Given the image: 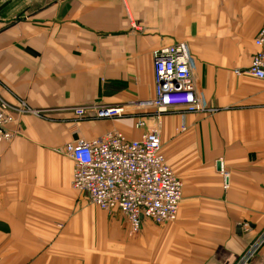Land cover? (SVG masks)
<instances>
[{"label":"crops","instance_id":"crops-1","mask_svg":"<svg viewBox=\"0 0 264 264\" xmlns=\"http://www.w3.org/2000/svg\"><path fill=\"white\" fill-rule=\"evenodd\" d=\"M6 3L0 97L19 111L14 138L0 142V264H264V247L242 262L264 232V80L246 72L264 0ZM178 42L220 110L161 116L163 153L183 182L179 214L135 230L72 186L65 145L113 130L140 137L130 102L154 97L153 51ZM117 104L125 116L97 117Z\"/></svg>","mask_w":264,"mask_h":264},{"label":"built area","instance_id":"built-area-1","mask_svg":"<svg viewBox=\"0 0 264 264\" xmlns=\"http://www.w3.org/2000/svg\"><path fill=\"white\" fill-rule=\"evenodd\" d=\"M6 1L9 0L0 3ZM254 41L257 49L246 72L264 80V21ZM153 57L155 96L144 103H149L158 113L177 110L185 115L204 110L187 44L161 46L153 51ZM17 111L0 97V142L14 138L15 132L9 125L16 121ZM213 111L209 108V112ZM78 112L82 114L84 110ZM126 114L120 104L97 110L98 118ZM145 123L138 120L135 127L143 128ZM185 129L182 125L181 130ZM65 153L75 163L72 186L101 209L121 211L135 230L144 218L156 224L177 219L183 182L167 162L157 129H147L138 138H130L118 130L90 140L80 138L68 142ZM222 173L227 186L228 173L225 170ZM252 253L251 250L242 262Z\"/></svg>","mask_w":264,"mask_h":264},{"label":"rangeland","instance_id":"rangeland-1","mask_svg":"<svg viewBox=\"0 0 264 264\" xmlns=\"http://www.w3.org/2000/svg\"><path fill=\"white\" fill-rule=\"evenodd\" d=\"M9 1H12V0H9ZM6 3V2H4ZM4 3H0V6H2ZM10 4H12V2H9ZM7 4V3H6ZM179 43V42H178ZM181 43V42H180ZM182 43H185V42H182ZM186 44V43H185ZM187 48H188V52H189V56L191 57L192 59V63L194 65V73H195V70H196V61L194 60L193 56H192V53H191V50H190V47L189 45H187ZM196 80V79H195ZM196 83H197V86H198V89H199V92H200V96L202 97V105L205 107L204 110L202 111H199L200 114H205L207 115L206 111H209V106L207 104V102L205 101V96H204V92H203V89L198 85V82L196 80ZM155 96V95H154ZM152 98H148L146 100H150ZM146 100L144 99H139L137 98L136 101L134 102H130V103H133V108L135 109V112H130V114H133L132 116L135 117V120L138 121V120H145L146 123H145V126L143 128H137V129H143V130H147V129H157V125H158V121L159 119L161 118L162 115H165V114H168L170 113L169 112H165V113H158L156 108H154L153 106H151L149 103L148 104H145L144 102H147ZM142 102V103H141ZM211 109H214V111H217L218 109L220 110V108H217L215 106H211ZM218 110V111H219ZM24 111V108L20 109V114ZM205 111V112H204ZM33 112V111H32ZM172 112V111H171ZM198 112V113H199ZM170 115V114H169ZM16 116H17V113H16ZM210 116V115H209ZM136 121L134 123V126L136 125ZM75 129V127H74ZM158 130V129H157ZM159 131V130H158ZM177 132L180 133V127L178 126L177 127ZM160 132V131H159ZM161 135V134H160ZM164 142V141H163ZM164 149H165V152H168V147L166 145V143L164 142ZM168 162V161H167ZM170 165V164H169ZM171 166V165H170ZM175 173L177 174V176L180 178V172H178L174 166H171ZM88 202L89 204H93L89 199H88ZM100 211V209H99ZM254 247V249H253ZM264 247V232L257 238H255L253 241H252V244L248 247L247 249V252H245V254L243 255L246 256L249 252H251V250L253 251L252 254H250V257L246 260H251L253 259V257L255 255H257V253L259 254L260 251L262 250V248ZM246 258V257H245Z\"/></svg>","mask_w":264,"mask_h":264}]
</instances>
